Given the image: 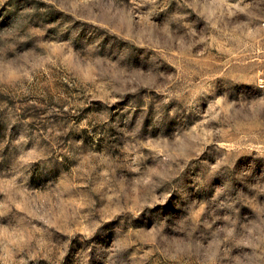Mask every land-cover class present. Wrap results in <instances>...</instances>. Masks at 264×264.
Here are the masks:
<instances>
[{
  "label": "rangeland",
  "instance_id": "rangeland-1",
  "mask_svg": "<svg viewBox=\"0 0 264 264\" xmlns=\"http://www.w3.org/2000/svg\"><path fill=\"white\" fill-rule=\"evenodd\" d=\"M0 264H264V0H0Z\"/></svg>",
  "mask_w": 264,
  "mask_h": 264
}]
</instances>
